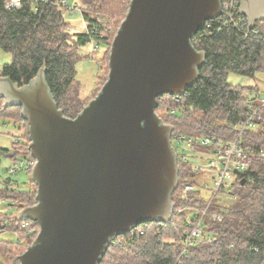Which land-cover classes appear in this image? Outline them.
Here are the masks:
<instances>
[{
	"label": "water",
	"instance_id": "water-1",
	"mask_svg": "<svg viewBox=\"0 0 264 264\" xmlns=\"http://www.w3.org/2000/svg\"><path fill=\"white\" fill-rule=\"evenodd\" d=\"M240 9L249 26L264 19V0H240ZM220 14L221 0H131L108 79L76 118L58 107L45 67L24 85L0 75V99L21 107L36 160L37 202L17 219L41 229L21 264H100L118 235L172 218L175 127L157 114L158 97L197 82L207 52L192 36Z\"/></svg>",
	"mask_w": 264,
	"mask_h": 264
},
{
	"label": "trees",
	"instance_id": "trees-1",
	"mask_svg": "<svg viewBox=\"0 0 264 264\" xmlns=\"http://www.w3.org/2000/svg\"><path fill=\"white\" fill-rule=\"evenodd\" d=\"M84 7V20L93 22L96 13L109 16L127 12L131 0H78ZM32 0H23L19 8H7L0 0V48L12 55V61L2 66L0 75L10 76L20 85L28 84L39 71L46 68V80L58 107L64 115L76 118L83 108L97 96L93 95L86 103L79 96L70 100L68 94L77 78V62L81 59L80 48L89 41L98 45H111L119 29L112 26V31L99 33L69 32L70 22L65 19L62 9L53 3L43 2L37 11H32ZM104 15V14H103ZM121 15V14H118ZM105 19H108L107 17ZM103 19V23L109 25ZM264 19L256 25H263ZM67 29V30H66ZM199 50H205L207 57L200 69L197 82L188 87L183 94L188 102L193 103L202 112L204 118L190 122L188 130L180 120L193 113H183L177 117L168 115L165 110L172 95L165 93V101H159L157 114L176 129H183L189 134L233 136L235 125L244 118L252 103L246 89L251 86L233 85L228 81L230 73L254 76L264 72V43L258 37H245L233 28L223 33L205 38L201 43H193ZM110 60V58H109ZM105 83V82H104ZM104 85V84H103ZM102 85V86H103ZM102 87H100L101 89ZM96 90V89H95ZM94 90V91H95ZM93 91V92H94ZM99 92V91H98ZM251 92V90H250ZM91 96V95H89ZM95 96V97H94ZM88 97V96H86ZM3 99H0V102ZM20 106H0V115L12 123L22 124L29 137L30 127L21 116L5 113ZM10 118V119H7ZM10 122V121H9ZM245 139L254 151L249 157V183L236 189L237 199L227 206L228 211L221 220L207 217L204 223L205 233L214 237L213 241H201L190 244L184 250V236L190 229L188 212L177 214L178 207L203 201L197 198L196 189L190 199H183L179 189L186 182L198 185L199 173L191 164L178 158L179 184L173 193L175 211L168 222L148 221L139 224L127 233L114 238L100 264H262L264 261V126L258 130L249 129ZM14 142V141H13ZM9 155L17 153L15 144ZM9 151V149H4ZM6 152V153H7ZM38 185L32 183L31 189L13 190L0 188V195L21 200L26 205L37 202ZM216 209V206L213 207ZM6 215H0V219ZM23 222V221H22ZM22 222L11 220L10 226L18 231L14 240L0 238V250L5 255L20 251L18 257L38 236L39 222L29 219L37 227V233L22 228Z\"/></svg>",
	"mask_w": 264,
	"mask_h": 264
},
{
	"label": "built area",
	"instance_id": "built-area-1",
	"mask_svg": "<svg viewBox=\"0 0 264 264\" xmlns=\"http://www.w3.org/2000/svg\"><path fill=\"white\" fill-rule=\"evenodd\" d=\"M22 1L3 0L7 8H19L22 6ZM32 1V11H37L41 3L49 2L58 5L62 9L63 14L65 11L84 12V6L76 0ZM93 19L94 23L85 20L88 33L100 32L99 30L102 29L112 31V27L103 23L100 14H94ZM257 22L252 23L250 26L248 25V19L240 9V0H221V14L206 20L202 28L192 36L191 40L195 44L201 43L209 36L221 34L227 28H233L245 37H258L264 43V23L258 26L256 25ZM103 33H99L100 38L104 37ZM92 42L97 46L95 41L92 40ZM0 72H2V66H0ZM245 93L248 97L250 96L252 105L246 116L235 125V135L227 137L223 135L189 134L183 129H176V127L172 132L171 141L178 158L189 162L192 169L199 173V178L196 179L198 185L188 181L181 186L178 193L184 200H189L193 192L199 189L196 196L203 200L185 204L182 207H178L176 211L177 214L188 212L190 229L186 232L183 239L184 250L190 244L214 240L212 235L205 233L204 223L206 218L223 219L228 211L226 205L237 199L236 189L249 183V174L246 173L249 171V157L254 149L247 144L245 132L249 129L258 130L264 126V92L260 94L246 91ZM159 101L164 102L165 97L159 96ZM165 112L175 117L183 113H193L197 117L202 116V111L193 103L188 102L183 95H172L170 104L167 105ZM13 124L19 130L18 134L13 135V141L18 146L17 153L5 157L10 162L0 160V188L25 190L13 187L14 175L19 172H26L31 175L36 160L29 149L30 140L29 137H26V129L22 124ZM259 154L264 157V151L259 152ZM202 172L210 174L208 176L211 181L210 185H207L206 178L202 176ZM32 183L33 181L30 178L27 190L31 189ZM203 191H207L208 195L205 196ZM222 203H224L223 206ZM26 206L28 205L21 200L0 195V215H6V217L0 219V233L13 230L18 236V231L10 227V222L11 220H18V214ZM215 206L216 209H213ZM22 228L30 229L33 233L38 231L37 227H34L29 220L22 222ZM0 264H3L1 258Z\"/></svg>",
	"mask_w": 264,
	"mask_h": 264
},
{
	"label": "rangeland",
	"instance_id": "rangeland-1",
	"mask_svg": "<svg viewBox=\"0 0 264 264\" xmlns=\"http://www.w3.org/2000/svg\"><path fill=\"white\" fill-rule=\"evenodd\" d=\"M127 13H128V9L127 12L125 13L121 12L110 16L107 13H100V16L102 19H105L107 17L108 19H105V21H107V23L112 27L116 24L120 26L122 20L125 18ZM83 15L84 14L81 13L80 11L64 12L65 19L68 22H70L68 26L69 32L86 31V22L84 20ZM111 48L112 47L110 44L104 46L100 44L96 46L92 41H89L85 43L83 46H81L80 48L81 59L77 62L76 65L77 78L75 79L73 87L68 94V98L70 100L78 99L80 96L84 101L85 99H87L85 101L87 103L88 100H90L93 95L99 93L98 91H100V87H102L104 82H106L110 72L109 58L111 54ZM11 61H12V55L8 52L3 51L0 48V66H3L5 63H10ZM228 81L233 85H241L248 87L251 86V88L246 89V91L251 90L254 93H260V94L264 92V72H258L254 76L233 72L229 74ZM3 102L4 100H1L0 106L3 105ZM19 108L20 107L11 109L5 114L10 116H16L20 112ZM203 116H205L204 111L202 112V116L197 117L196 114H194V116H190L188 119H186L187 117L183 118V120H180V123L183 124V126L188 130V124H190V122H186V120L191 122H197L198 120L204 118ZM4 117L5 116L0 115V160H3L4 162H10L9 159L5 158V156L1 154V148H11L12 142L14 140L13 135L18 134L19 130L15 128L14 124L12 123L13 120H6V118ZM209 175L210 174L208 172L206 173L202 172V176L206 178L207 185L211 184V181L208 177ZM30 178L31 175H28L26 172H19L18 174L14 175L13 187L27 190L29 186ZM203 193L205 196L208 195L207 191H203ZM223 205L224 203H222V206ZM227 206L228 204L226 205V207ZM16 236L17 235L14 233L13 230L0 233V238L7 240H14L16 239ZM18 254H20L19 250H17L16 253H12V255L9 256L3 254V252L0 250V258L3 261V264H21V260L20 257H18ZM262 264H264V261Z\"/></svg>",
	"mask_w": 264,
	"mask_h": 264
},
{
	"label": "crops",
	"instance_id": "crops-1",
	"mask_svg": "<svg viewBox=\"0 0 264 264\" xmlns=\"http://www.w3.org/2000/svg\"><path fill=\"white\" fill-rule=\"evenodd\" d=\"M14 147H15L14 142H12V147L11 148H1V154L4 155L5 157L9 156L10 152L13 151L12 149ZM4 149H9V151L8 152L7 151H4Z\"/></svg>",
	"mask_w": 264,
	"mask_h": 264
}]
</instances>
